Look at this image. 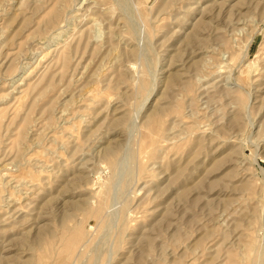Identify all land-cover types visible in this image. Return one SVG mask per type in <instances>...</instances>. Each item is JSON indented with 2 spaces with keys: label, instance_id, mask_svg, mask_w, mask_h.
Instances as JSON below:
<instances>
[{
  "label": "rangeland",
  "instance_id": "rangeland-1",
  "mask_svg": "<svg viewBox=\"0 0 264 264\" xmlns=\"http://www.w3.org/2000/svg\"><path fill=\"white\" fill-rule=\"evenodd\" d=\"M0 264H264V0H0Z\"/></svg>",
  "mask_w": 264,
  "mask_h": 264
},
{
  "label": "bare ground",
  "instance_id": "bare-ground-1",
  "mask_svg": "<svg viewBox=\"0 0 264 264\" xmlns=\"http://www.w3.org/2000/svg\"><path fill=\"white\" fill-rule=\"evenodd\" d=\"M142 153V152H141ZM147 160V159H146Z\"/></svg>",
  "mask_w": 264,
  "mask_h": 264
}]
</instances>
